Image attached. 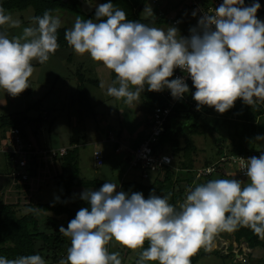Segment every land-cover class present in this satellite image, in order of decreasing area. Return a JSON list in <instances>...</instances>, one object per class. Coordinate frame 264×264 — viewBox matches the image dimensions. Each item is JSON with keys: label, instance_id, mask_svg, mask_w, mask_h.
I'll return each instance as SVG.
<instances>
[{"label": "clouds", "instance_id": "9594fccd", "mask_svg": "<svg viewBox=\"0 0 264 264\" xmlns=\"http://www.w3.org/2000/svg\"><path fill=\"white\" fill-rule=\"evenodd\" d=\"M259 8V3L245 6V0H223L212 14L198 20L189 37H182L175 26L164 30L128 20L123 9L107 2L96 6L95 22L77 16L64 38L74 52L87 53L115 73L107 94L117 100L132 104L146 86L154 92L168 89L174 99H182L189 92L184 78L169 79L179 68L196 89L192 93L196 110L208 106L223 114L237 99L250 107L264 104V21L257 18ZM144 13L154 17L149 5ZM31 22L33 26L24 27L20 35L9 37L7 31H0V89L12 97L30 87L32 62L45 64L59 48V15L46 10ZM4 25L20 28L21 21L0 6V26ZM255 140L264 141V136L257 135ZM238 158L247 183L210 179L187 188L178 208L169 203L171 194L150 192L145 199L140 192H117V184L111 182L96 191L84 190L80 199L90 210L81 208L67 228L59 227L70 239V247L58 264H122L120 252H109L112 241L139 249L136 264H191L190 257L202 247L210 248L221 232L249 228L264 240V152L259 157ZM0 264L47 261L40 254L15 259L0 256Z\"/></svg>", "mask_w": 264, "mask_h": 264}, {"label": "trees", "instance_id": "16d2710c", "mask_svg": "<svg viewBox=\"0 0 264 264\" xmlns=\"http://www.w3.org/2000/svg\"><path fill=\"white\" fill-rule=\"evenodd\" d=\"M148 1L149 0H100V4L111 2L115 7L123 9L126 12L128 20L139 21L141 23L148 24L151 27L156 24L160 25V23H165L167 26H173L172 19L178 16L181 22V13H184V10L177 11L176 15L172 19L166 17L163 14V11L159 13L157 12L156 17H142L141 11ZM159 3L160 2L156 3L155 5ZM90 4L93 5V10L91 12H83L81 10L79 0H0V6H2L6 12L12 10L21 11L31 7L33 10V16H42L44 11L51 10L53 15L65 13L68 15L72 14L75 16L72 17V20L74 21L77 16L84 20L95 19L94 12L96 6L92 0H90ZM175 7L176 6H169L168 10H173ZM257 18L261 21H264L263 19L259 18V16H257ZM184 24L189 31L191 27L190 21H185ZM0 27L2 28V26ZM66 29L69 28L67 26H63L58 29L57 42L59 44V48L68 50V53L64 59L68 63H71L73 61L74 50L68 45L64 38ZM78 79L80 84L76 86V94L73 99H77L79 103L80 108L77 109V115L82 118V116L86 113H84V111L92 109L94 103H92L90 93H88V90L85 87L86 82L84 76L79 74ZM169 79L171 80V77ZM194 89V86H192L191 93L189 94V101L191 103H181L176 108L175 113L168 117L165 124V130L158 143L157 148H159L160 151L165 149L166 151L163 152L171 154L176 159L173 160V166L166 167L165 169L161 170L159 176L155 177L152 182H149L150 184H144L142 182L136 181L135 179L124 182L121 186L123 190L133 193L140 192L143 194L145 199L148 198L150 192H154L158 196H169V194H171L169 196V203L178 208L179 204L182 203L186 197V189L188 186L191 185V187H195L197 183L202 184L210 179L219 178L218 175L212 174L194 181L195 168L193 167L194 161L192 155L197 152V147L191 138L187 139L182 145L179 136L173 135L174 128L172 118H183L185 131L188 129L197 134H203L206 131L211 133L215 130H225L226 133L223 132L224 135L226 134L224 138L230 141L231 146L223 149L222 151L218 149L217 157L213 161L224 154L250 153L252 155H260L261 152H264V148L259 149L257 147L255 140L257 135L264 136V104L258 105L256 107H250L244 104L241 99H237L234 103V107L223 114L216 112L214 108L208 106H203L199 111H197L194 108V106H196V101L192 99V93H194ZM158 93L159 92L148 91L147 86L143 91L142 104L144 108H142L145 113L143 119L147 127L148 118L151 115L153 108L162 102ZM42 95L44 98L45 92ZM36 104L37 102H34L33 105L36 107ZM81 105L87 106V109L84 107L82 109ZM30 109L31 107H26V112H28ZM44 112L46 113V110ZM12 115L14 117H11ZM28 119L29 117L26 115L23 118L16 113L0 117V129H2L0 139L4 138L6 130L9 127H19L24 137L29 135V133L37 136V132H40L41 130L40 124L42 122V110L35 117V119H32L33 122L36 121L33 127H36L37 130H28V132L25 131L27 125L26 120ZM188 120L191 121L189 124ZM46 124H52V120ZM48 131L50 132V129H48ZM146 135L147 132L142 133L135 146L138 145L146 137ZM73 142V137H70L69 143L72 145ZM40 146L50 148L49 146ZM50 146L58 147L57 145L52 144H50ZM115 146L117 147V144H115ZM113 155L118 157L119 160H128L124 150L115 153L113 149ZM177 155H180L182 159L177 160ZM115 156L112 157V160H116L114 163L117 167H119V160L114 158ZM59 160L63 168V173L61 175L54 174L52 177L55 179L57 185L61 189L58 200L56 199V201L46 203L41 202L38 199L27 206L28 209L31 208L33 211L26 212L21 215H17L15 205L13 206L12 204L8 203H3L0 205V256L6 257L8 259H15L19 256L32 254L42 255L43 252H46L45 256H42L45 258V260L49 259L51 263H58L61 258H66L67 248L70 247V239L64 237L63 234L59 232V227L63 226L67 228L68 222L71 219H74L77 211L80 210L79 208L69 207L66 202L68 197L73 195V188L77 186H83L86 189H89L90 186H94L95 189H99L106 182L113 183V181L109 180L110 178L103 180L99 177L86 180L85 178L81 179L78 177L77 145L71 149H68L66 154L63 155ZM213 161H207L204 163V165L211 164ZM2 169L0 167V172H3ZM219 172L229 175V173L226 171V168H223V166L219 167ZM38 189H40V187ZM84 207H87L90 210V205L87 202L83 204L82 208ZM43 212H52L53 215L47 216L45 218L46 220L41 223L42 225H40L38 216L43 214ZM62 215H65V219H62V221L58 220L57 217ZM233 235L236 241H240L242 239L248 244L249 247H264V240L256 236L249 228L242 227L239 230L233 232ZM204 250L205 249L200 248L196 254L190 257L191 264L196 261L198 254L201 252L204 253Z\"/></svg>", "mask_w": 264, "mask_h": 264}, {"label": "rangeland", "instance_id": "374dc122", "mask_svg": "<svg viewBox=\"0 0 264 264\" xmlns=\"http://www.w3.org/2000/svg\"><path fill=\"white\" fill-rule=\"evenodd\" d=\"M92 1L94 2L95 6L100 4V0ZM185 1L188 0H166L155 5L149 0L144 5L141 11V16L152 17L146 16L144 13L145 6L149 5L152 9L154 17H156L157 12L159 13L163 11V14L170 18L172 15H174V13L176 15L177 11H179L181 3ZM169 6L176 7L173 10H168ZM184 11V13H181V22H179V25L175 27L178 28L179 34L182 37H188V33L186 32L187 27L184 22H189V20L192 18L193 11ZM7 13L11 14L13 19H18L21 21L20 28H10L8 25H4L2 28L0 27V31H7L9 37L13 35H20L24 27L33 26L31 22L33 10L31 7L21 11L12 10L8 11ZM65 14L56 15H59L61 18V27L67 26L69 29H71L74 24L72 17L75 16L72 14ZM93 21L95 22V19H93ZM153 27L166 30L168 26L165 23H160V25L156 24ZM67 53L68 50L59 48L55 54L50 56L49 61L45 64H39L37 61H33L32 63L34 66V72L29 78L30 87L24 90L18 96L12 97L3 89H0V117L16 113L19 114L20 117L22 116L24 118L27 114L26 116L29 117V119L26 120L27 125L25 131L28 132V130H37L36 127H33L36 121L33 122L32 119H35V117L42 110V122L40 124L41 130L40 132H37V136L29 133V135L26 137L30 141H33L38 145L49 147H51L50 144L65 145L66 147H69L71 144L69 143L70 137H73V141H79L80 144V146H78V177L81 179L85 178L86 180L94 179L93 177L99 178L101 174L105 173L108 179L110 178V181L118 184L126 171L127 162L120 159L119 165L121 167L119 166L118 168H112V170H108L112 164L107 160L106 165L100 166L97 168L99 171L95 172L97 170H93L92 167V150L96 146L98 148L99 146L102 147L103 145L104 148L109 149L110 146L112 147V145H115L112 140H110L108 132H112V137L115 139L117 135H119V138L121 137L120 143L128 147L134 146L141 134L147 132L148 127L145 125L146 123L143 119L145 114L143 111L144 106L142 104L143 92L141 93L138 101H135L132 104L125 103L123 98L117 100L115 97L109 96L107 94V88L112 86V82L115 80V73L107 69L101 62L92 60L87 53L84 55H79L76 52H73L74 61L73 63H68L64 59ZM79 74L84 76L86 82L85 87L88 90V93H90L92 103H94L92 109L84 111V113H86L82 116V118L77 115V109L80 108L79 103L77 99H73L76 94V86L80 84L78 79ZM48 91H52V93L50 94ZM44 92L45 95L43 98L42 94ZM55 93L56 95H54ZM34 102H37L36 107L33 105ZM56 103H59L55 106L56 108L51 109V107ZM26 107H31L27 113H25ZM83 107L87 109V106L81 105L82 109ZM45 110L46 113L44 112ZM51 120L52 124H46ZM190 122L191 121L188 120V124ZM172 123L174 128L173 135L179 136L182 145L187 139L191 138L197 147V152L192 155L194 168L204 165V163L207 161H213L217 157L218 149L222 151L223 149L231 146L230 141L224 138L226 136L224 133L226 132L223 129L220 131L215 130L211 133L206 131L203 134H197L188 129L185 131V124L183 123V118L181 117H177V119L172 118ZM213 125L216 126L215 124ZM48 129H50V132ZM1 132L2 129H0V134ZM107 139L108 144H102V141ZM256 144L259 149L264 148V141L256 140ZM52 148H56V146ZM163 151L166 150L163 149ZM179 156L177 160L182 159V157ZM174 160L176 159L174 158ZM0 167L1 169L3 168V172H0V205L3 203L12 204L13 206L15 205L17 215L26 213L25 210L28 209L27 206L30 203L38 200V195L40 193L45 199L43 198L39 201L46 203L56 201L61 193L60 187L57 185L55 179L52 178V172L47 177L42 176L40 178L37 188L34 184L35 189L28 191L27 187H25L24 190L22 186L12 184V181L8 177V170L10 167L8 165L7 159L2 153H0ZM48 167L50 170L52 169L50 164ZM55 167L57 168L59 175H61L63 173V168L59 161L56 162ZM228 169L232 172L230 177L242 180L245 183L248 182L247 177L238 176L236 174L235 167L229 168V165H227L226 170ZM98 174L99 176H97ZM128 178L129 176L127 175L126 180ZM38 186H40V189H38ZM77 191V193H73L71 197H68L66 202L69 207L81 209L85 202H82L83 200L79 199L80 191ZM121 191L124 192L125 190L121 189ZM51 215H53L52 212H43V214L39 215L38 219L40 221V225H42L41 223L46 220L45 218L47 216ZM57 219L62 221V219H65V215L57 217ZM232 235L233 233L224 232L223 237L216 235L214 240L220 242L222 240L221 238L224 237L232 239ZM217 245L218 244H215V246H213L211 250L212 252L218 248ZM215 247L216 249L214 250ZM45 254L46 252H43L42 255L45 256ZM206 256V259L200 261V264L240 263L231 262V260L225 255L223 257L209 255ZM46 261L47 264H58L51 263L49 259Z\"/></svg>", "mask_w": 264, "mask_h": 264}, {"label": "built area", "instance_id": "2783aa9c", "mask_svg": "<svg viewBox=\"0 0 264 264\" xmlns=\"http://www.w3.org/2000/svg\"><path fill=\"white\" fill-rule=\"evenodd\" d=\"M153 4L166 0H150ZM223 0H188L181 3L179 11L181 10H192L195 11L196 15L189 20L191 28L197 27L198 20L205 14H212L215 7H218ZM253 3H259L260 8L258 9L256 15L264 20V0H245V6H251ZM192 12V13H193ZM175 16L172 15L170 19ZM172 25H178L180 19L178 17L172 19ZM187 30L188 37L191 35ZM177 77H183L185 83L189 87V92L184 94L182 99H174L168 89H164L159 92L161 98V103L155 106L148 118V130L146 137L135 147H128L122 145L119 141L113 138L109 134L110 140L119 145L114 149L115 153L125 151L128 157L126 171L121 178L116 191H121V186L126 182L127 175L129 179H139L141 181H152L155 177L159 176L161 170L166 167L173 166L174 157L163 151H160L158 147L159 140L165 130V124L169 116L175 113L176 108L181 103L188 104L190 101L189 94L192 90V81L188 74L182 72L179 68L174 70L171 79ZM196 89H194L195 92ZM191 103V102H190ZM196 109V106H194ZM68 147L59 146L56 148L42 147L33 141H30L27 137L22 135L21 129L19 127H9L6 130L5 136L0 140V153L6 156L9 172L8 177L12 181L13 185H20L25 190L32 191L40 181L42 176H48L52 172L54 174H59L55 164L59 159L66 154ZM259 155L248 154H224L213 161L211 164L203 165L194 169V181L212 174H218L220 179H226L232 175V172L226 170L229 175H225L219 172V167L223 166L226 168L235 167V172L238 176L245 177L243 171L240 170L239 158L243 157L245 159ZM92 160L95 166L100 167L104 164L105 158L104 153L100 148H93L91 154ZM167 157V162L165 161ZM49 164L52 169H49ZM40 186H38L39 188ZM191 187L188 186V188ZM110 245V244H109ZM108 245V249H109ZM244 254V253H243ZM236 258L233 260L234 263H246V258L242 254L236 253Z\"/></svg>", "mask_w": 264, "mask_h": 264}, {"label": "crops", "instance_id": "0c3cea01", "mask_svg": "<svg viewBox=\"0 0 264 264\" xmlns=\"http://www.w3.org/2000/svg\"><path fill=\"white\" fill-rule=\"evenodd\" d=\"M73 61H74V59H73ZM73 61L71 63H73ZM53 87H54V85H53ZM51 93H52V91H50V94ZM47 94H49V93H47ZM54 95H56V93ZM55 98H56V96H55ZM58 104L59 103L54 104L51 108H54ZM11 117H14V116L12 115ZM110 133H111V136H113L112 135L113 133L112 132H110ZM120 136H121V134H120ZM116 139L118 141H120L121 140V137L119 138V135H117ZM107 142H108V139L102 141V144L106 145V144H108ZM135 142H136V140H135ZM76 145L77 146H80L79 141L73 142L72 146H76ZM57 146H65V145H57ZM114 147H115V145H112V147L110 146L109 149L108 148L107 149L104 148L103 145H102V147L101 146L98 147V148H100V149L103 150V153H104V156H105V163L102 166H105L106 165V161L107 160H108V162H111V164H112L111 167L108 170H111L112 168H118L116 166V164L114 163L116 160H112V157L115 156V155H113V149H114ZM114 158L118 159V157H116V156ZM92 167H93V170H97L95 172H98L99 171L97 169L99 167L95 166L94 162L92 163ZM97 176H99V174ZM93 178H96V177H93ZM100 178L103 179V180L106 179V178L108 179V177L106 176L105 173L104 174H101L100 175ZM231 178L232 177H227L226 179H231ZM216 179H219V178H216ZM129 180L130 179L128 178L127 181H129ZM138 182H142L144 184H150L149 182H152V181H140V180H138ZM118 184H117V186H118ZM185 187H186V185H185ZM91 189L93 191L99 190V189H95L94 186H90L88 190H91ZM77 190H79L80 191L79 193L81 194L84 190H86V188H84L83 186H77V187H74L73 188V192L74 193H77L78 192ZM124 192L128 193L129 195L131 193H133V192H127V191H124ZM43 198H44V196H43ZM83 202L86 203V201H83ZM218 235H220L219 237H223L224 236V232H222V234L219 233ZM221 239L222 240L220 242H217V241L213 240L211 247L208 248V249L202 247L203 249H205L204 250V253L201 252L200 254H198V257H197L196 261L193 264H200V261L206 259V257H207L206 255L215 256V257H217V256H219V257L222 256L223 257L225 255L228 259L231 260V262L234 263L233 260L237 256L236 253L244 255V257L246 258V263H244V264H264V247H262V246L249 247L248 244L244 240H242V239L240 241H236L235 238H234V235H232V239L231 238L229 239L227 237H224V238H221ZM215 244H218L217 245L218 248L216 249V247H217L216 246L214 248V250L215 249L216 250L214 252H212L211 250H212L213 246H215ZM144 247L145 248L148 247V242L147 241L145 242ZM115 251L120 252L121 259H122V264H136V262H137V260L139 258V252H140L139 249L138 250H130V249L121 247L115 241H112V242H110V245H109V252H115ZM145 264H158V262L148 261V262H145ZM241 264H243V263H241Z\"/></svg>", "mask_w": 264, "mask_h": 264}, {"label": "water", "instance_id": "95a60500", "mask_svg": "<svg viewBox=\"0 0 264 264\" xmlns=\"http://www.w3.org/2000/svg\"><path fill=\"white\" fill-rule=\"evenodd\" d=\"M79 2H80L81 10L83 12H91L93 10V8H94L93 5H89L88 4V2H90V0H88V2H87V0H79ZM42 198H43V196L40 193L38 195V199L40 200Z\"/></svg>", "mask_w": 264, "mask_h": 264}]
</instances>
